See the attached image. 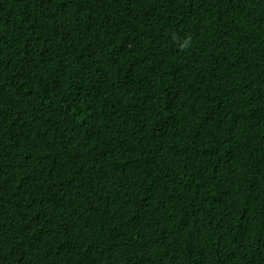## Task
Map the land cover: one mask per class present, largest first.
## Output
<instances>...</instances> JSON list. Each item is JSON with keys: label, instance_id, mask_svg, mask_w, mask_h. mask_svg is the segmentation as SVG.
Returning a JSON list of instances; mask_svg holds the SVG:
<instances>
[{"label": "trees", "instance_id": "trees-1", "mask_svg": "<svg viewBox=\"0 0 264 264\" xmlns=\"http://www.w3.org/2000/svg\"><path fill=\"white\" fill-rule=\"evenodd\" d=\"M0 264H264V0H0Z\"/></svg>", "mask_w": 264, "mask_h": 264}, {"label": "clouds", "instance_id": "clouds-1", "mask_svg": "<svg viewBox=\"0 0 264 264\" xmlns=\"http://www.w3.org/2000/svg\"><path fill=\"white\" fill-rule=\"evenodd\" d=\"M190 44H191V37L189 36V37H187V38L184 40L183 44L181 45V50H186V49H188V48L190 47Z\"/></svg>", "mask_w": 264, "mask_h": 264}]
</instances>
